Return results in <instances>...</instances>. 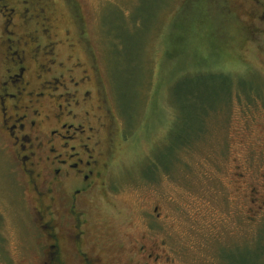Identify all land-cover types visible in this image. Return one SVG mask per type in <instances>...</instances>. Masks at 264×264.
<instances>
[{
	"label": "rangeland",
	"instance_id": "374dc122",
	"mask_svg": "<svg viewBox=\"0 0 264 264\" xmlns=\"http://www.w3.org/2000/svg\"><path fill=\"white\" fill-rule=\"evenodd\" d=\"M52 1L58 38L86 47L76 55L113 115L106 196L98 189L87 210L100 249L119 260L130 240H165L179 264H219L216 237L241 247L248 232L232 211L235 174L256 179L263 167L264 0ZM1 43L0 33V76ZM10 150L0 130V264H38Z\"/></svg>",
	"mask_w": 264,
	"mask_h": 264
},
{
	"label": "flooded vegetation",
	"instance_id": "af4514ba",
	"mask_svg": "<svg viewBox=\"0 0 264 264\" xmlns=\"http://www.w3.org/2000/svg\"><path fill=\"white\" fill-rule=\"evenodd\" d=\"M54 13L52 0H0V130L29 187L38 264H179L165 240H130L126 257L119 260L100 249L103 237L93 232L87 210L98 189L106 196L116 148L109 131L113 115L93 65L76 55L86 47L78 39L73 42V33L58 38ZM261 159L256 179L241 170L235 174L241 200L232 211L248 232L241 247L237 241L225 248L223 241L229 240L216 237L219 264H242L237 252L250 255L247 264H264L263 155ZM115 241L111 245L123 251Z\"/></svg>",
	"mask_w": 264,
	"mask_h": 264
},
{
	"label": "trees",
	"instance_id": "16d2710c",
	"mask_svg": "<svg viewBox=\"0 0 264 264\" xmlns=\"http://www.w3.org/2000/svg\"><path fill=\"white\" fill-rule=\"evenodd\" d=\"M202 117V116H201ZM184 144H187V143H182L180 146L184 145Z\"/></svg>",
	"mask_w": 264,
	"mask_h": 264
}]
</instances>
